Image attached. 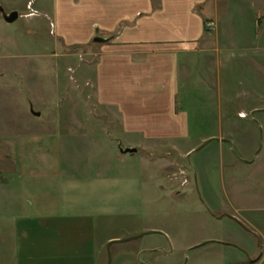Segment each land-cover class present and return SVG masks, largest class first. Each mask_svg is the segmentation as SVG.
<instances>
[{
  "label": "rangeland",
  "instance_id": "1",
  "mask_svg": "<svg viewBox=\"0 0 264 264\" xmlns=\"http://www.w3.org/2000/svg\"><path fill=\"white\" fill-rule=\"evenodd\" d=\"M56 2L0 0L19 13L7 23L0 12V199L23 183L31 227L43 213L73 215L99 243L120 237L101 264H264V0L201 6L210 40L181 71L184 135L177 123L124 131L101 74L118 64L112 39L81 38L90 20L61 21ZM6 232L0 264L13 256ZM34 250L42 264L78 262Z\"/></svg>",
  "mask_w": 264,
  "mask_h": 264
},
{
  "label": "crops",
  "instance_id": "2",
  "mask_svg": "<svg viewBox=\"0 0 264 264\" xmlns=\"http://www.w3.org/2000/svg\"><path fill=\"white\" fill-rule=\"evenodd\" d=\"M77 1L73 7L72 0H57L56 13L63 22L68 18L62 14L67 12H75L81 22L84 14L90 22L85 29L78 28L82 32L81 38L92 40L97 32H101L112 39L114 49L110 53L117 57L118 64H109L101 74L106 76L111 94L117 98L124 131L142 129L146 125L177 123L184 125L182 135L187 134L185 125L189 116L185 112L178 113L176 104L180 76L182 70L189 74L187 63L194 56L200 60L204 55L200 47L210 40L204 34L206 18L201 7L207 0ZM63 29L57 31L68 39L66 28ZM24 185L18 184L12 188L13 192L8 189L7 200L0 199V226L7 231L4 237L10 236L8 232L13 236L12 261L4 264H42L43 261L31 260V254L37 253L34 249L48 254L62 250L76 253L78 262L74 264H101L102 252L108 242L120 237L99 243L94 228H91L93 223L83 218V223L77 224L74 220L77 216L73 215L43 213L37 216L42 225L37 229L31 227L32 218L27 215L24 200L20 198ZM50 234L54 238L53 244H46L45 239ZM22 255L27 259L22 261Z\"/></svg>",
  "mask_w": 264,
  "mask_h": 264
},
{
  "label": "water",
  "instance_id": "3",
  "mask_svg": "<svg viewBox=\"0 0 264 264\" xmlns=\"http://www.w3.org/2000/svg\"><path fill=\"white\" fill-rule=\"evenodd\" d=\"M0 12L2 13V15H3V17H4V20L7 22V23H13V22H15L16 20H18V18H19V13L18 12H16V11H14V12H12L11 14H6V12L4 11V9L2 8V7H0ZM94 41L95 42H97V43H103V42H106L107 41V39H105V38H102V37H96L95 39H94ZM39 115V114H38ZM212 140H214V139H212ZM211 139L210 140H208V142L209 141H212ZM226 141V140H225ZM205 144H203L202 146H201V148L204 146ZM196 151V150H195ZM137 152V149L136 148H134V149H126V150H124V153H126V154H134V153H136ZM194 152V151H193ZM193 152H191L190 154H189V156L190 155H192V153ZM244 227V226H243ZM245 229H246V227H244ZM143 235H145V234H143ZM132 239H134V237L133 238H129V240H132ZM120 241V240H119ZM122 242H124L125 240H121ZM112 243H109L108 244V250H109V248H110V245H111ZM108 264H110V263H108Z\"/></svg>",
  "mask_w": 264,
  "mask_h": 264
},
{
  "label": "built area",
  "instance_id": "4",
  "mask_svg": "<svg viewBox=\"0 0 264 264\" xmlns=\"http://www.w3.org/2000/svg\"><path fill=\"white\" fill-rule=\"evenodd\" d=\"M263 22H264V18H263Z\"/></svg>",
  "mask_w": 264,
  "mask_h": 264
}]
</instances>
